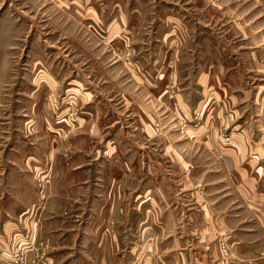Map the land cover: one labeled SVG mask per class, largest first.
Masks as SVG:
<instances>
[{"label": "crops", "instance_id": "0c3cea01", "mask_svg": "<svg viewBox=\"0 0 264 264\" xmlns=\"http://www.w3.org/2000/svg\"><path fill=\"white\" fill-rule=\"evenodd\" d=\"M186 2L199 11L195 40L189 28L183 39L198 52L185 63L192 67L176 48L167 67H136L125 86L150 105L109 134L85 170L53 159L42 198L34 177L53 146L42 144V100L41 112L22 117L35 128L31 141L9 131L12 144L0 146V264L19 237L31 244L28 264H264V0ZM64 112L55 136L68 130ZM111 119L121 118L107 115L106 127ZM155 119L166 125L154 129ZM80 200L85 216L70 211Z\"/></svg>", "mask_w": 264, "mask_h": 264}, {"label": "rangeland", "instance_id": "374dc122", "mask_svg": "<svg viewBox=\"0 0 264 264\" xmlns=\"http://www.w3.org/2000/svg\"><path fill=\"white\" fill-rule=\"evenodd\" d=\"M186 1L0 0V130L6 129L0 133V146L12 144L8 134L16 128L27 131L23 140L33 139L27 134L35 128L22 117L33 112L34 106L35 112H41L38 103L42 100V144L53 145L49 153L42 150V172L37 171L34 177L42 198L53 159L78 162L85 170L97 153L102 155L101 145L109 134L134 122L133 112L140 110V104L150 105L135 97L133 86H125L134 79L136 67H167L174 48L176 60L192 67L185 63L193 62L198 52H189L183 39L189 35L192 43L195 40L199 11L188 7ZM145 76L141 75L143 79ZM105 85L109 87L105 89ZM62 111L68 118L63 130H68H60L61 135L55 136L53 122ZM109 114L121 119H111L112 125L106 127ZM164 124L157 119L152 127L158 129ZM0 174L5 176L6 171L0 168ZM87 174L93 175L92 171L84 172V177ZM85 204L75 202L70 211L85 216L89 210ZM64 215L71 218L68 211ZM26 261L25 255L24 264Z\"/></svg>", "mask_w": 264, "mask_h": 264}, {"label": "built area", "instance_id": "2783aa9c", "mask_svg": "<svg viewBox=\"0 0 264 264\" xmlns=\"http://www.w3.org/2000/svg\"><path fill=\"white\" fill-rule=\"evenodd\" d=\"M22 238H18L16 242L11 245L10 248V258L11 261L17 264H24L25 263V252L30 249L31 244L28 246L27 244L29 241L21 240ZM32 243V242H31ZM223 254L225 258H227V252L223 248ZM224 264H229V261L226 260Z\"/></svg>", "mask_w": 264, "mask_h": 264}]
</instances>
